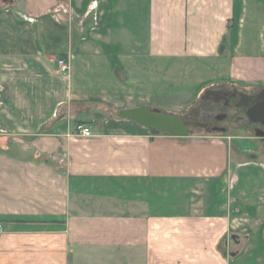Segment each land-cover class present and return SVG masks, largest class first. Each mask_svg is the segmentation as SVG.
Listing matches in <instances>:
<instances>
[{
	"label": "crops",
	"instance_id": "crops-1",
	"mask_svg": "<svg viewBox=\"0 0 264 264\" xmlns=\"http://www.w3.org/2000/svg\"><path fill=\"white\" fill-rule=\"evenodd\" d=\"M228 83L264 88V0H0V264H264L255 143L117 117Z\"/></svg>",
	"mask_w": 264,
	"mask_h": 264
},
{
	"label": "rangeland",
	"instance_id": "rangeland-1",
	"mask_svg": "<svg viewBox=\"0 0 264 264\" xmlns=\"http://www.w3.org/2000/svg\"><path fill=\"white\" fill-rule=\"evenodd\" d=\"M230 84L231 83L226 84V87L224 88L214 87L203 90L197 96L193 97L191 101L183 100L182 98L170 101L169 103L174 105L173 107L160 106L158 110L163 113L176 115L183 120L189 119L192 121H195L199 117L207 115V113L211 112V116L208 117V123L210 124V127H214L213 129H216H193L190 131L189 136L226 139L225 142L227 143V147L229 146L231 160H233L235 156L237 157L236 147L234 146V143L238 142L236 140L247 138L255 143L257 147L256 155L258 159L264 160V138L256 135L254 131L255 128H258L260 131L264 132V129L258 125H249L244 115V110L240 108H233V100L229 102V106L226 108L223 106V102L215 104L211 99H209V97L213 94L219 95V93L223 91L231 92L232 90H237L238 92L257 93L259 89L255 88L250 91L249 89L245 90L243 88H230ZM207 92H209V94H207ZM163 103L165 106L169 104L168 102L163 101L161 102V105ZM212 114L217 116L224 114L226 117L221 120H215ZM239 156L242 157V155ZM226 240L230 241V238L226 237ZM234 248L235 247H232L230 251H233Z\"/></svg>",
	"mask_w": 264,
	"mask_h": 264
},
{
	"label": "water",
	"instance_id": "water-1",
	"mask_svg": "<svg viewBox=\"0 0 264 264\" xmlns=\"http://www.w3.org/2000/svg\"><path fill=\"white\" fill-rule=\"evenodd\" d=\"M254 98L256 99L254 105L246 110V118L249 123L261 124L264 127V88ZM117 117L135 122L149 131L174 138L188 137L193 129L209 130L207 125L199 121L183 120L176 115L163 113L148 107L123 109L117 112ZM261 136H264V134H261Z\"/></svg>",
	"mask_w": 264,
	"mask_h": 264
},
{
	"label": "flooded vegetation",
	"instance_id": "flooded-vegetation-1",
	"mask_svg": "<svg viewBox=\"0 0 264 264\" xmlns=\"http://www.w3.org/2000/svg\"><path fill=\"white\" fill-rule=\"evenodd\" d=\"M257 93H243V92H238L237 90H232L231 92L223 91V92L219 93V95L213 94L211 97H209V99H211L212 102L215 104L219 103V102H223V106L226 108L229 106V102L233 100L234 101L233 108L234 109H239V108L243 109L244 115L246 117V110L249 107L254 105V102L256 100L254 97ZM212 115L215 118V120H218V119L221 120V119H224L226 117V115H224V114H221L219 116L214 115V114H212ZM209 116H211V112L207 113V115H203L202 117H199L195 121H199V122L207 125V129H213L214 127H210V124L208 123V117ZM247 122L249 125H258L262 129H264V127L261 124H251V123H249L248 119H247ZM254 131H255L256 135H258V136H261V134H264V132L260 131L258 128H255ZM261 137L264 138V136H261Z\"/></svg>",
	"mask_w": 264,
	"mask_h": 264
},
{
	"label": "built area",
	"instance_id": "built-area-1",
	"mask_svg": "<svg viewBox=\"0 0 264 264\" xmlns=\"http://www.w3.org/2000/svg\"><path fill=\"white\" fill-rule=\"evenodd\" d=\"M58 67H59V72L66 73L68 71V62L65 60H60L58 62ZM76 133L77 135L83 138H90L92 136L89 128L83 125H79L76 127ZM2 233H3V225L0 222V236L2 235Z\"/></svg>",
	"mask_w": 264,
	"mask_h": 264
},
{
	"label": "trees",
	"instance_id": "trees-1",
	"mask_svg": "<svg viewBox=\"0 0 264 264\" xmlns=\"http://www.w3.org/2000/svg\"><path fill=\"white\" fill-rule=\"evenodd\" d=\"M153 135H160L161 133L150 131Z\"/></svg>",
	"mask_w": 264,
	"mask_h": 264
}]
</instances>
